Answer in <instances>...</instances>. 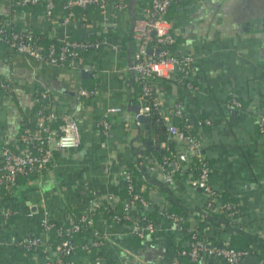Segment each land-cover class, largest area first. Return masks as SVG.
Wrapping results in <instances>:
<instances>
[{"label":"crops","instance_id":"crops-1","mask_svg":"<svg viewBox=\"0 0 264 264\" xmlns=\"http://www.w3.org/2000/svg\"><path fill=\"white\" fill-rule=\"evenodd\" d=\"M144 1L125 0L128 11L124 13L78 10L71 24L65 25L60 3L49 19L44 5L15 10L11 0H0L1 21L9 27L26 28L57 41H105L100 50L80 61L91 70L89 74L47 65L0 45V77L12 82L10 91L0 93V149L35 127L36 90L49 92L57 110L73 115L79 129L77 149L57 152L48 172L21 178L14 191L0 194V215H10L0 229V264H43L41 251L28 254L20 243L44 237L45 211L54 221L68 224L94 198L126 199L127 171L152 203L148 209L134 204L133 214L150 218L155 231L143 240L135 239L126 223L107 224L101 212L92 231L105 236L103 246L95 255L76 253L75 264H171L194 229L212 244L228 241L240 247L248 242L242 249L249 254L241 264H264V242L257 235L264 230V138L258 127L259 111L251 107L264 105V0H206L174 6L172 31L178 46L197 60L199 92L178 82L160 86L166 106L172 108L180 101L191 121H212L204 129V154L211 166V185L240 208L231 221L206 218L201 191L184 183L169 189L149 168L151 159L160 160L153 152L165 155L167 150L156 142L149 124L139 127L135 122L140 89L130 70L136 53L132 20ZM81 88L98 92L84 107ZM234 98L241 108L228 106ZM114 108L122 114L111 117L110 131H97V121ZM160 211L179 216L183 229ZM88 236L81 235L84 241ZM196 264L228 263L203 255Z\"/></svg>","mask_w":264,"mask_h":264},{"label":"built area","instance_id":"built-area-1","mask_svg":"<svg viewBox=\"0 0 264 264\" xmlns=\"http://www.w3.org/2000/svg\"><path fill=\"white\" fill-rule=\"evenodd\" d=\"M206 0H150L148 8L144 4L132 20V38L135 42L136 53L134 63L130 67L135 75L140 93L138 95L139 114L136 115V125L141 127L140 116L147 117L149 123L156 120L166 129L167 141L161 146L169 149V143H176L175 152L160 160L151 159L149 168L166 181L169 189L177 183H184L189 189L201 191L199 198L203 200L202 212L206 216L234 220L240 214L237 205L224 202L221 193L211 185V166L204 154L203 134L206 127L212 126V121L203 119L191 121L186 115L182 102H176L172 108L165 105V97L161 82H178L185 88L198 93L196 78L197 60L178 46L173 34V19L169 17L174 5L189 3L201 4ZM57 0H11L13 7H37L44 5L45 15L49 19L55 16ZM63 22L71 24L76 18V10L91 8L112 9L113 13L127 12L125 0H61ZM155 33V36H153ZM63 39L60 47L51 45L46 52L38 44L33 31L22 28L15 29L0 20V45L9 51L30 56L51 66H68L80 73H91L90 69L80 65L82 54L88 51L100 50L105 41H70ZM151 52V53H150ZM161 86V87H160ZM0 88L8 92L12 82L0 77ZM98 94L96 89L81 88V106L86 105ZM37 122L33 129H27L12 143L5 144L0 149V194L12 192L21 178L41 177L53 167L57 152L69 153L79 146L78 124L73 115L59 112L55 101L47 91L34 93ZM258 109L259 132L264 138V105ZM229 107L241 108L234 98ZM122 114L121 109H109L103 120L97 121V131L109 132L111 117ZM127 191L130 198L121 199L110 195L90 200L87 208L79 217L68 224L58 225L45 211L41 222L44 237H31L20 244L25 252L41 251L43 264H75L73 259L77 246L74 243L76 235H89L82 250L100 249L105 236L94 230L97 214L121 209V213L112 217L109 223H126L133 237L143 240L155 231L154 222L148 218H138L133 214V205L142 209L151 207V201L138 190L132 173H124ZM104 209V210H103ZM106 209V210H105ZM160 215L171 219L175 225L183 229L179 216L160 211ZM9 214L0 215V229L3 219ZM53 232L56 239L53 240ZM187 244L177 251L171 264H185L184 259L197 263L203 255H209L226 261L228 264H241L249 254L248 251L238 250L228 241L212 244L203 240L199 230L189 233ZM264 242V230L257 234ZM96 264H101L98 261Z\"/></svg>","mask_w":264,"mask_h":264},{"label":"trees","instance_id":"trees-1","mask_svg":"<svg viewBox=\"0 0 264 264\" xmlns=\"http://www.w3.org/2000/svg\"><path fill=\"white\" fill-rule=\"evenodd\" d=\"M58 3H60L59 5H61L62 4V2H56V4L58 5ZM126 3V2H125ZM149 5H150V0H145L144 1V8H148L149 7ZM174 6H176V5H174ZM173 6V7H174ZM36 7V6H35ZM173 7H172V9H173ZM13 9H15V10H17V9H19V8H17V7H12ZM25 8H32V7H25ZM57 8V7H56ZM172 9H171V11H170V14H169V17H170V19L172 18L171 16H172ZM78 10H76V12H77ZM80 11H85V10H80ZM125 11H128V8L125 10ZM63 12V11H62ZM2 19V17L0 16V20ZM16 29V28H15ZM34 33V32H33ZM35 35H36V37H37V39H38V44L44 49V52H46L47 51V49L51 46V45H56V46H58V47H60L61 45H62V41H57V40H55V39H47V38H45V35H42V34H37V33H34ZM175 36V35H174ZM68 40H70V41H89V42H97V41H100V40H96V41H90V40H82V39H79V38H69ZM2 45V44H1ZM2 46H4V45H2ZM92 51H88V52H85V53H83L82 54V57H84V55H86V54H89V53H91ZM164 83H167V82H164ZM42 91H44V90H36V92H35V94L36 93H38V92H42ZM1 92H4L1 88H0V93ZM149 128L151 129V131L156 135V142L157 143H162V142H165V141H167V135H166V129H165V127L163 126V125H161V124H159V123H157L156 122V120H153V121H151L150 123H149ZM171 152L173 153V154H176V152H175V150H174V143L173 144H170L169 143V149L166 151V153H165V155H161V153L160 152H158V151H154L153 152V154L155 155V156H157L159 159H162L164 156H168V155H170L171 154ZM209 162V161H208ZM209 164H210V162H209ZM28 178V177H27ZM126 198H130L129 197V194H128V191H127V189H126ZM145 193H143L142 192V195L145 197V195H144ZM222 195V194H221ZM146 198V197H145ZM222 200L224 201V202H229V203H232V204H235V205H237L235 202H232V201H228V200H225V199H223V195H222ZM237 207L239 208V206L237 205ZM104 210V209H103ZM106 210V209H105ZM239 210H240V208H239ZM119 213H121V209L119 208L117 211H109L108 210V212H106V213H104L105 215H106V220L107 221H111L112 220V217L114 216V215H116V214H119ZM80 215V214H79ZM79 215L77 216V218L79 217ZM56 224H58V225H62L63 223H59V222H56ZM41 230H42V225H41ZM135 238V237H134ZM52 239L53 240H55L56 239V234H55V232H53V236H52ZM136 239V238H135ZM74 243H75V245L77 246V248H76V253H82V252H85V253H88V251H86V250H82V248H83V246L87 243L86 241H84L83 240V238L81 237V234L80 235H76L75 236V238H74ZM246 244H248V242H246V243H244L242 246H240V247H236L235 245H234V243L232 242V244H231V246L233 247V248H235V249H237V248H239L238 250H244V249H242V248H244V246H246ZM180 250V249H179ZM97 251H99V249H94V248H92L89 252H90V254L91 255H95L96 253H97ZM244 251H246V250H244ZM26 253H33V252H26ZM183 262L185 263V264H196V263H194V262H189L188 260H186V259H184L183 260ZM93 264H96V262H92Z\"/></svg>","mask_w":264,"mask_h":264},{"label":"water","instance_id":"water-1","mask_svg":"<svg viewBox=\"0 0 264 264\" xmlns=\"http://www.w3.org/2000/svg\"><path fill=\"white\" fill-rule=\"evenodd\" d=\"M153 36H155V33H153ZM150 53H151V52H150ZM84 77H85V75H84ZM135 113H136V114H139V107H137V108L135 109ZM138 119H139V121H140L142 124H146V125L149 124V119H148L147 117L140 116ZM147 145H148L149 147H151V146H152V143H151V142H148ZM150 150H152V148H150ZM162 154H163V153H162Z\"/></svg>","mask_w":264,"mask_h":264}]
</instances>
